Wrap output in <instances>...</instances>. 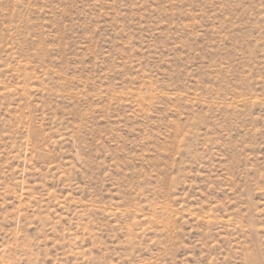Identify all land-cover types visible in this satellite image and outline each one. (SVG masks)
Listing matches in <instances>:
<instances>
[{
    "label": "rangeland",
    "instance_id": "obj_1",
    "mask_svg": "<svg viewBox=\"0 0 264 264\" xmlns=\"http://www.w3.org/2000/svg\"><path fill=\"white\" fill-rule=\"evenodd\" d=\"M0 264H264V0H0Z\"/></svg>",
    "mask_w": 264,
    "mask_h": 264
}]
</instances>
